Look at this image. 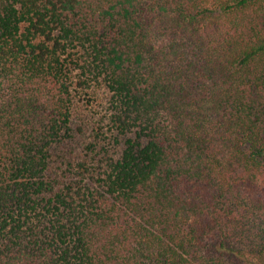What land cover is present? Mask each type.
<instances>
[{
    "label": "trees",
    "instance_id": "16d2710c",
    "mask_svg": "<svg viewBox=\"0 0 264 264\" xmlns=\"http://www.w3.org/2000/svg\"><path fill=\"white\" fill-rule=\"evenodd\" d=\"M0 264H264V0H0Z\"/></svg>",
    "mask_w": 264,
    "mask_h": 264
}]
</instances>
